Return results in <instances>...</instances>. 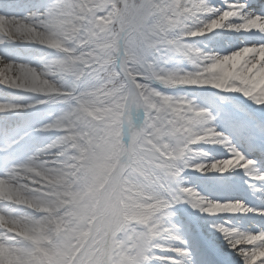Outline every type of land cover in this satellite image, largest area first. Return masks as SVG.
I'll list each match as a JSON object with an SVG mask.
<instances>
[{
    "label": "snow or ice",
    "instance_id": "obj_1",
    "mask_svg": "<svg viewBox=\"0 0 264 264\" xmlns=\"http://www.w3.org/2000/svg\"><path fill=\"white\" fill-rule=\"evenodd\" d=\"M0 264H264V0H0Z\"/></svg>",
    "mask_w": 264,
    "mask_h": 264
}]
</instances>
